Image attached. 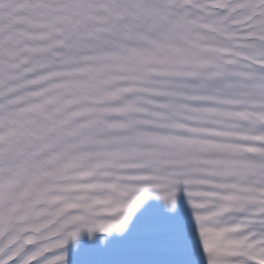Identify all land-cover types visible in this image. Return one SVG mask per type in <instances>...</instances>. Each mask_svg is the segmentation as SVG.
I'll use <instances>...</instances> for the list:
<instances>
[{"label": "snow or ice", "instance_id": "obj_1", "mask_svg": "<svg viewBox=\"0 0 264 264\" xmlns=\"http://www.w3.org/2000/svg\"><path fill=\"white\" fill-rule=\"evenodd\" d=\"M0 264H264V0H0Z\"/></svg>", "mask_w": 264, "mask_h": 264}]
</instances>
